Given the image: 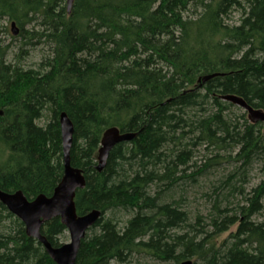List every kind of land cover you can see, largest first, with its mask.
I'll use <instances>...</instances> for the list:
<instances>
[{
  "label": "trees",
  "instance_id": "obj_1",
  "mask_svg": "<svg viewBox=\"0 0 264 264\" xmlns=\"http://www.w3.org/2000/svg\"><path fill=\"white\" fill-rule=\"evenodd\" d=\"M235 9L239 22L229 23ZM4 18L19 27L23 46L45 39L51 53L39 69H23L7 60L0 39V189L22 190L30 200L52 195L64 174L59 117L66 111L74 124L72 165L86 179L77 212H101L76 264L126 263L140 251L167 264L191 257L199 264H264V215L254 219L264 211V180L248 193L238 189L245 202L235 211L217 204L211 231L163 200L220 150L236 151L242 161L226 179L230 187L239 177L246 183L241 169L262 160V123L242 108L234 119L227 111L237 105L222 96L264 110V0H75L71 13L67 0H0ZM111 126L136 136L116 144L98 171L102 134ZM200 145L219 151L190 164ZM118 212L129 216L123 225ZM235 225L220 244L212 239ZM184 226L193 235L176 232ZM41 231L59 246L67 230L56 217ZM0 264H56L1 202Z\"/></svg>",
  "mask_w": 264,
  "mask_h": 264
},
{
  "label": "rangeland",
  "instance_id": "obj_2",
  "mask_svg": "<svg viewBox=\"0 0 264 264\" xmlns=\"http://www.w3.org/2000/svg\"><path fill=\"white\" fill-rule=\"evenodd\" d=\"M241 16V12L237 9L233 10L230 14V18L228 19L229 23L236 24L239 22ZM11 20L8 18L0 19V39L2 40L3 45H7V60L12 62L14 65H18L23 69H39L42 63V60L45 56L51 53V45L42 40L39 44L23 46L24 39L12 33ZM17 26V25H16ZM18 27V26H17ZM30 27V26H29ZM19 28V27H18ZM36 40V39H35ZM34 40V42H35ZM243 110H241L240 106L232 107L227 111L229 115H233L232 117L239 118ZM47 121V117H43L39 121L41 125H45ZM262 135L264 136V128L263 124L261 127ZM175 148V147H174ZM176 150V148L174 149ZM173 152V147L168 150ZM218 149H215L214 146L210 147V150H207L205 145H200L194 149V157L192 158L190 164L193 165H202L204 164L208 158H212ZM219 158L208 166L205 171L201 174H197L194 177H185L177 181V183L173 186L172 190L167 193L164 197L165 202L175 201L177 206L182 207V209L186 210L189 215V223L196 225L197 227H201L202 229H207L209 231L212 230L210 228L211 218L214 217L218 212L216 205L221 204L222 208L228 207L235 211L238 204H243L244 196L241 194L238 189L243 185L245 193L256 188L258 185L262 183L264 180V156L261 158L262 160H255L253 164L249 167L241 169V173L247 171V182L243 183L240 180H234L231 187L236 186V191L233 194L231 193V187L226 183L227 177L230 173L239 170L242 161L239 157H236V151L230 152L226 150H220ZM240 160V161H238ZM208 162V161H207ZM195 166L191 168V171H194ZM243 172V173H244ZM156 185H151V189L154 192ZM158 188V187H157ZM264 203V200H263ZM121 224L129 218V216L125 215L122 212L117 213ZM264 215L259 214L254 217L255 220L260 221ZM201 218L200 226L198 225L197 219ZM8 224V220H5ZM10 223V221H9ZM192 228V227H190ZM188 226H184V228L176 229V232L179 233L181 231L190 232V235H193V232L190 231ZM200 228V229H201ZM237 228V225L233 226L230 231L223 233L218 237L212 238L216 240L217 244H220L225 238H227L231 232H234ZM195 229V228H194ZM202 238V237H200ZM70 242V235L66 231L61 236V243ZM191 260L192 264H199L196 257H191L183 260ZM181 262V263H182ZM170 264H174L173 261L169 262ZM168 263V264H169ZM112 264H167L163 263L161 260L155 258L154 256L147 254L143 251L134 252L129 261L126 263L121 262H113Z\"/></svg>",
  "mask_w": 264,
  "mask_h": 264
},
{
  "label": "water",
  "instance_id": "obj_3",
  "mask_svg": "<svg viewBox=\"0 0 264 264\" xmlns=\"http://www.w3.org/2000/svg\"><path fill=\"white\" fill-rule=\"evenodd\" d=\"M74 1L67 0L68 13H71ZM11 27L12 33L17 35L20 30L16 23L12 22ZM215 75H205L202 81L206 82ZM222 99L240 106L247 111L251 122H261L264 128V110L252 106L244 98L235 94L223 95ZM59 123L61 126L64 174L52 195L39 194L30 200L22 190L7 192L0 189V202L23 222L26 234L41 243L56 264H76L82 240L86 237L89 228L98 220L101 212L97 209L82 215L77 212L75 202L77 190L86 186V179L82 169L72 165L74 124L66 111H61ZM135 136L136 133L122 132L117 126L105 129L97 154V170L102 171L104 169L110 151L116 144L130 141ZM56 217L61 219L70 235V242L59 246H54L41 231L47 221ZM182 264H192V261L186 260Z\"/></svg>",
  "mask_w": 264,
  "mask_h": 264
}]
</instances>
